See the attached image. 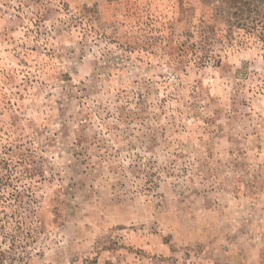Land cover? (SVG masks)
I'll return each instance as SVG.
<instances>
[{
	"label": "rangeland",
	"instance_id": "374dc122",
	"mask_svg": "<svg viewBox=\"0 0 264 264\" xmlns=\"http://www.w3.org/2000/svg\"><path fill=\"white\" fill-rule=\"evenodd\" d=\"M215 10L0 0V264H264V13Z\"/></svg>",
	"mask_w": 264,
	"mask_h": 264
},
{
	"label": "trees",
	"instance_id": "16d2710c",
	"mask_svg": "<svg viewBox=\"0 0 264 264\" xmlns=\"http://www.w3.org/2000/svg\"><path fill=\"white\" fill-rule=\"evenodd\" d=\"M215 7V13L237 20L245 15L262 16L264 0H203Z\"/></svg>",
	"mask_w": 264,
	"mask_h": 264
}]
</instances>
